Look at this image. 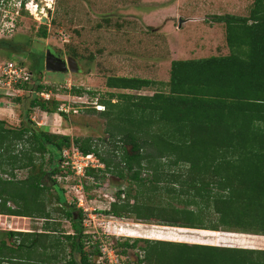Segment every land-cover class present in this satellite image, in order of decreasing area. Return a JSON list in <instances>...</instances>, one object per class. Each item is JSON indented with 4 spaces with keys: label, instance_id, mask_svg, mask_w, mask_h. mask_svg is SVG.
Segmentation results:
<instances>
[{
    "label": "trees",
    "instance_id": "16d2710c",
    "mask_svg": "<svg viewBox=\"0 0 264 264\" xmlns=\"http://www.w3.org/2000/svg\"><path fill=\"white\" fill-rule=\"evenodd\" d=\"M27 1L22 0V13L28 11ZM213 20L225 26L229 54L172 61L167 82L135 76L106 78V86L112 89L158 86L152 95L109 92L108 99L97 100L104 110L90 109L107 119L113 147L91 137L51 132L37 126L28 114L18 127L0 119V214L43 221L40 231L0 230V264L61 260L96 264L101 241L85 249L91 236L85 231L82 210L67 202L56 181L57 176L73 173L63 156L72 147L83 155L94 154L103 164L86 168L81 178L86 189L90 177L99 179L106 173L129 184L128 189L116 191V199L103 214L155 216L163 226L264 237V0H254L248 16L219 14ZM47 35L46 25L41 26L39 36ZM42 70V63L31 61L34 77L21 84L28 110L65 116L59 109L61 101L52 99L54 88L34 75ZM41 92L52 94L46 99ZM69 92L81 96L85 91L74 86ZM19 170L27 175L17 178ZM142 172L150 177H143ZM133 184L137 194L152 197L153 202L159 199L158 204L130 202L136 196L131 194ZM47 191L53 199L46 197ZM62 219L71 223V233L61 228ZM131 241L119 242L120 251L113 246L122 255L144 242L136 262L129 264H264V248Z\"/></svg>",
    "mask_w": 264,
    "mask_h": 264
},
{
    "label": "rangeland",
    "instance_id": "374dc122",
    "mask_svg": "<svg viewBox=\"0 0 264 264\" xmlns=\"http://www.w3.org/2000/svg\"><path fill=\"white\" fill-rule=\"evenodd\" d=\"M41 1L43 9L47 0ZM50 2V7L47 6L50 12L42 10V15L47 20H42L41 14L36 15L28 8L27 13L20 12L19 15L13 13V8L17 5L15 1H12V5H7V13L13 18L16 17V25L10 24L13 30H5L0 35V40H6L0 41L5 45L0 46V73L2 64L9 59L22 62L29 71L31 61L42 63V72L34 75L47 86L54 88L52 99L60 100V106L69 105L71 109L65 111V116L44 112L38 108L28 110L26 95H22L23 89L16 91L14 88L10 94L0 91V119L12 127H18L28 114L37 126L45 127L51 132L69 134L73 137H91L98 144L113 147L107 132V119L90 109L99 110L96 107L99 105L104 110V106L97 100L108 99L109 92L152 95L158 86L141 90L112 89L106 86L108 76H135L167 82L172 61L186 60L183 59L186 55L178 54V49L181 50V47L185 46L184 42L194 44L191 47V54L185 58L196 57L195 52L199 48L203 50L201 56L207 57L227 55L230 52L225 26L222 22L214 21L213 16L231 12L233 0H50ZM43 25H46L48 32L46 38L39 36V30ZM215 27L219 28L218 32L213 31ZM205 35L209 36L208 40ZM48 48L63 58L74 57L80 71L76 73L46 71L44 61ZM74 86L83 88L85 92L81 96L71 94L69 91ZM112 101L115 102L116 98ZM26 175L25 170L16 172L17 178H24ZM2 176L9 177L6 174ZM142 176L149 178L150 174L142 172ZM81 178L76 173H66L64 176H57L56 181L63 188L67 202L82 210L85 231L91 236L85 245L87 250L95 241L102 240L120 251L123 247L119 242L126 238H129L130 242L135 238L161 239L264 248V237L254 234L217 231L218 235L213 236L207 235L211 233H206L202 231L203 229L181 230L180 227L157 224L160 218L155 216L138 219L103 214L101 211L108 209L110 203L116 199V191L119 188L128 189L129 184L115 174L106 173L104 176L100 174L99 179L90 177L86 181L85 186H88L86 189ZM51 187L53 193L54 187L52 185ZM137 189L136 184L131 186V194L136 196L130 198V202L138 200L158 204L159 199L153 202L152 197L149 199L137 194ZM45 195L48 199H53L48 191ZM174 203L183 206L182 203ZM8 205L14 206L12 202ZM206 218L203 219L207 221ZM42 223V219L0 214V230L40 231ZM61 228L67 233L72 232L68 220H61ZM125 233H134L135 236ZM143 244V241H139L137 247L127 248L125 254H120L124 262H136L142 252L140 246ZM68 251L69 248H66V259L69 258ZM52 264L65 263L61 260L53 261Z\"/></svg>",
    "mask_w": 264,
    "mask_h": 264
},
{
    "label": "built area",
    "instance_id": "2783aa9c",
    "mask_svg": "<svg viewBox=\"0 0 264 264\" xmlns=\"http://www.w3.org/2000/svg\"><path fill=\"white\" fill-rule=\"evenodd\" d=\"M12 1L17 2V5H15L16 8L12 7L14 9L13 13L15 12L19 15L21 12L22 0H0V35L5 30H13L10 24L14 23L16 25V17L13 18L6 10V8H8L7 5H12ZM37 7L38 4L36 0H28L26 3V9L28 8L29 11L37 9ZM44 9L45 7H43V10ZM31 78V72L27 67L23 66L22 63L11 60L5 61L1 67L0 91H4L5 94H10L14 88H16V91H20L23 89L21 84L30 81ZM51 94V92L40 93V95L46 99L50 98ZM96 107L102 110V108H100L101 106L97 105ZM59 109L68 112L71 108L69 105H62ZM74 111H76V109H74ZM63 156L66 158V164L70 165L73 173L80 175V177L85 175L86 168L88 167H103V164L99 162L94 154L83 155L74 147H72L70 151L65 150ZM99 251L100 255L98 259H96V264H129L128 262H124L122 256H120L113 246L106 241L101 240Z\"/></svg>",
    "mask_w": 264,
    "mask_h": 264
},
{
    "label": "water",
    "instance_id": "95a60500",
    "mask_svg": "<svg viewBox=\"0 0 264 264\" xmlns=\"http://www.w3.org/2000/svg\"><path fill=\"white\" fill-rule=\"evenodd\" d=\"M43 1L39 0L37 2L38 8L41 9ZM47 13L50 12V8L45 6ZM42 15V12L40 13ZM42 20H47V18L42 15ZM45 70L49 72H79L80 67L77 60L68 56L66 58L61 57L60 55L55 54L51 49H46L45 52Z\"/></svg>",
    "mask_w": 264,
    "mask_h": 264
},
{
    "label": "crops",
    "instance_id": "0c3cea01",
    "mask_svg": "<svg viewBox=\"0 0 264 264\" xmlns=\"http://www.w3.org/2000/svg\"><path fill=\"white\" fill-rule=\"evenodd\" d=\"M254 0H233L232 4L234 3V5H232V9H231V12H227V13H224V14H233V15H238V16H248L252 10V3H253ZM245 5V6H243ZM221 15V14H220ZM219 28L218 27H215L213 31L215 32H218ZM194 32V31H192ZM215 32L214 35H215ZM193 35V33H191ZM208 35V34H207ZM205 35V37H207V40L209 38V36ZM212 35V34H211ZM189 40V39H188ZM185 43V46L183 45L181 47V50L178 49V54L181 55V56H187V55H190V51H191V47L194 45L192 43H188V42H184ZM202 48H199L196 50L195 52V56L196 57H188V58H183V59H186V60H189V59H199L201 57H207V56H201L203 52V50H201ZM200 54V56H199ZM217 233V231H216ZM207 235H210V234H207ZM215 245H219V244H215ZM224 245V244H222Z\"/></svg>",
    "mask_w": 264,
    "mask_h": 264
},
{
    "label": "bare ground",
    "instance_id": "6f19581e",
    "mask_svg": "<svg viewBox=\"0 0 264 264\" xmlns=\"http://www.w3.org/2000/svg\"><path fill=\"white\" fill-rule=\"evenodd\" d=\"M47 1H49V2H47ZM46 1V3L47 4H45V6H49L50 5V0H47ZM34 6V5H33ZM43 9H42V7H41V9H39L38 7H37V9H33V11L35 12V14L36 15H39L41 12H43L42 11ZM178 228V227H177ZM182 229H187V230H191V229H188V228H181V230ZM195 230V229H194ZM202 231H205L206 233H211L210 235H213V236H216V235H218L217 233H216V231H211V230H202ZM126 234V233H125ZM126 235H129V236H135V234L134 233H128V234H126Z\"/></svg>",
    "mask_w": 264,
    "mask_h": 264
},
{
    "label": "flooded vegetation",
    "instance_id": "af4514ba",
    "mask_svg": "<svg viewBox=\"0 0 264 264\" xmlns=\"http://www.w3.org/2000/svg\"><path fill=\"white\" fill-rule=\"evenodd\" d=\"M55 53V52H54ZM55 54H57V55H60V54H58V53H55ZM61 56V55H60ZM62 57V56H61Z\"/></svg>",
    "mask_w": 264,
    "mask_h": 264
}]
</instances>
